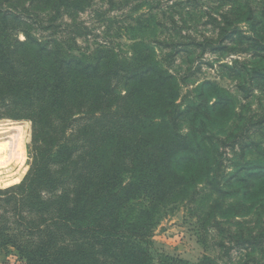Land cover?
<instances>
[{"label":"trees","instance_id":"1","mask_svg":"<svg viewBox=\"0 0 264 264\" xmlns=\"http://www.w3.org/2000/svg\"><path fill=\"white\" fill-rule=\"evenodd\" d=\"M92 2L0 0V118L32 130L28 173L0 190V250L24 264H191L149 249L159 221L184 207L200 241L211 233L223 255L264 264V0H208L199 38L181 34L199 2L186 0L168 18L173 36L137 37L128 56L78 52L87 32L74 21ZM206 53L244 56L219 64L242 102L203 80L178 103ZM180 64L191 73L178 76Z\"/></svg>","mask_w":264,"mask_h":264},{"label":"rangeland","instance_id":"2","mask_svg":"<svg viewBox=\"0 0 264 264\" xmlns=\"http://www.w3.org/2000/svg\"><path fill=\"white\" fill-rule=\"evenodd\" d=\"M195 5L196 10L192 11L195 17L192 16L191 19L188 17L187 26L190 29L189 31L183 29L182 36L189 35L199 38L200 35L208 34L209 26L203 25L206 21L204 12L207 11L208 6H215L216 4L212 5L208 3V0H199ZM183 8L184 12L191 8L186 3V0H93L90 8L78 14L77 19L74 21L75 25L86 28L85 31L87 32L85 37L76 39L79 47L78 52L89 54L98 47H110L114 48L122 56H128L130 54V46L137 37L151 40L153 31L162 40L164 36H173V28L168 23V18L173 17L175 20H179V14L183 15ZM47 15L48 11L39 12V16L45 20L48 17ZM184 16L187 18L186 15ZM32 19H34L33 16H31ZM60 21L69 24L71 20L67 15H64L59 19L58 23ZM43 26H46V22ZM178 26L180 27L182 24L178 23ZM61 29H65L64 26ZM32 34L36 38L44 39V37L47 38L50 35V31H42L40 25H32ZM17 36L19 39H23L21 35L17 34ZM57 36H61L64 39L68 38L66 34ZM189 41L190 39L186 40V42ZM196 54L198 53L196 52ZM243 58L244 56L239 54L228 55L225 58H220L218 55L210 53L204 54L194 63L191 72L195 70V73L190 77L189 83L181 86L178 103L183 105L186 98L192 97L195 87L203 80L215 82L219 87L236 96L239 102H242L236 93L235 82L221 76L222 71L219 68V64L230 65L233 60L240 61ZM180 62L181 60L178 59L176 64ZM185 68L184 64L179 65L177 68L178 76L181 74L186 76L191 73L187 72ZM258 99L264 102L260 96H258ZM260 102L253 100L251 102V110H254ZM0 122L26 125L23 128V135H25L23 159L25 160H22L21 165L16 163V161H12L5 168H0V179L10 183L19 175V172H23V174L16 183L6 185L4 184L5 182L0 183V190H3L20 184L30 169L32 159L29 153V146L31 144L32 130L31 123L26 120L15 121L0 118ZM11 135H13L12 132L0 135V143L3 142V139H5L4 141L8 140ZM200 236L196 218L191 216L188 209L179 207L174 213L163 217L159 221L150 238V254L155 260L160 256H168L185 260L191 264L198 263L203 256L216 259L218 264H243L246 261L243 258L245 250L234 249L229 252V255L225 256L214 245L212 237L208 236L205 241H200ZM0 264H24V262L18 259L14 252L5 253L0 250Z\"/></svg>","mask_w":264,"mask_h":264},{"label":"bare ground","instance_id":"3","mask_svg":"<svg viewBox=\"0 0 264 264\" xmlns=\"http://www.w3.org/2000/svg\"><path fill=\"white\" fill-rule=\"evenodd\" d=\"M16 124H19V123H12V122H2L1 123L0 122V135L10 134V132H12L13 134L11 135V137H8V140L4 141L5 139H3L2 140L3 142L0 143V168H5L12 161H16V163L20 164L22 160H25L23 159L24 158L23 145H24V136H25L23 135L24 134L23 128L25 124L24 125H20L21 123L19 125H16ZM22 174L23 172L21 173L19 172V175L16 176V178L13 179V181L10 183H6L4 180H1V179H0V183L5 182L4 183L5 185L16 183L20 180ZM4 184H3V187H4Z\"/></svg>","mask_w":264,"mask_h":264}]
</instances>
